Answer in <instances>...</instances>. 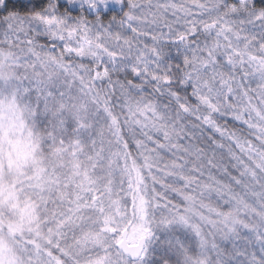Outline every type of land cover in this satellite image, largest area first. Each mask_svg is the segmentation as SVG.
Segmentation results:
<instances>
[{
	"label": "snow or ice",
	"instance_id": "6c2138e0",
	"mask_svg": "<svg viewBox=\"0 0 264 264\" xmlns=\"http://www.w3.org/2000/svg\"><path fill=\"white\" fill-rule=\"evenodd\" d=\"M0 264H264V0H0Z\"/></svg>",
	"mask_w": 264,
	"mask_h": 264
}]
</instances>
